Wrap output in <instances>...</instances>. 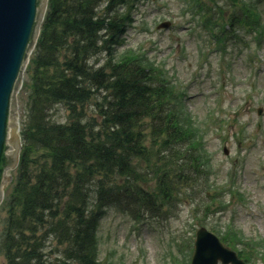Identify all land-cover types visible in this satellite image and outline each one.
Returning a JSON list of instances; mask_svg holds the SVG:
<instances>
[{"label":"trees","instance_id":"obj_1","mask_svg":"<svg viewBox=\"0 0 264 264\" xmlns=\"http://www.w3.org/2000/svg\"><path fill=\"white\" fill-rule=\"evenodd\" d=\"M139 1L48 0L26 69L19 163L2 203L6 264H99L108 207L135 215L206 172L167 78L141 54L116 57ZM56 106L61 121L49 113ZM151 159L141 173L140 161ZM148 175L153 191L139 182Z\"/></svg>","mask_w":264,"mask_h":264},{"label":"rangeland","instance_id":"obj_2","mask_svg":"<svg viewBox=\"0 0 264 264\" xmlns=\"http://www.w3.org/2000/svg\"><path fill=\"white\" fill-rule=\"evenodd\" d=\"M131 12L116 57L141 54L167 78L206 172L190 173L193 180L170 202L158 200L138 215L109 207L97 231L98 263L190 264L196 230L205 226L248 264H264V0H143ZM232 19L233 27L225 26ZM28 90L17 93L20 130ZM49 113L59 121L66 116L61 106ZM152 160L140 161L141 173ZM15 172L3 187L0 222ZM139 182L150 191L156 186L153 175Z\"/></svg>","mask_w":264,"mask_h":264},{"label":"water","instance_id":"obj_3","mask_svg":"<svg viewBox=\"0 0 264 264\" xmlns=\"http://www.w3.org/2000/svg\"><path fill=\"white\" fill-rule=\"evenodd\" d=\"M46 4L47 0H0V200L4 180L10 175H6V171L18 161L20 138L16 133L19 126L16 94L21 81L23 83L24 64L27 57L30 58ZM160 26L167 27L168 23ZM7 139L12 143L8 153ZM219 260L222 264H246L233 250L223 246L215 234L200 227L196 232L191 264H217Z\"/></svg>","mask_w":264,"mask_h":264},{"label":"bare ground","instance_id":"obj_4","mask_svg":"<svg viewBox=\"0 0 264 264\" xmlns=\"http://www.w3.org/2000/svg\"><path fill=\"white\" fill-rule=\"evenodd\" d=\"M10 137V126H9V129H8V138ZM7 143H8V150H7V153L9 152V149L12 148V143L7 139Z\"/></svg>","mask_w":264,"mask_h":264}]
</instances>
